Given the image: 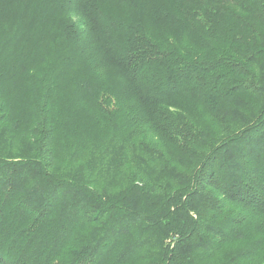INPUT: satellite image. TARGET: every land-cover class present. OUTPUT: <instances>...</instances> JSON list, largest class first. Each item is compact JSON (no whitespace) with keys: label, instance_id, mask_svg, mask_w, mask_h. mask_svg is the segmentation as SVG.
<instances>
[{"label":"trees","instance_id":"1","mask_svg":"<svg viewBox=\"0 0 264 264\" xmlns=\"http://www.w3.org/2000/svg\"><path fill=\"white\" fill-rule=\"evenodd\" d=\"M0 264H264V0H0Z\"/></svg>","mask_w":264,"mask_h":264}]
</instances>
